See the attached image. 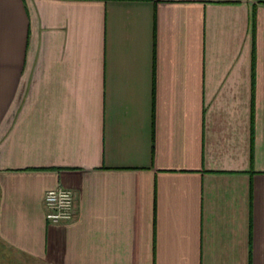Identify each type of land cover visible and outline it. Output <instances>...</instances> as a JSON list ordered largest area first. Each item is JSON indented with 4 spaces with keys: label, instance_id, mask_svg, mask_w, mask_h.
I'll use <instances>...</instances> for the list:
<instances>
[{
    "label": "crops",
    "instance_id": "obj_1",
    "mask_svg": "<svg viewBox=\"0 0 264 264\" xmlns=\"http://www.w3.org/2000/svg\"><path fill=\"white\" fill-rule=\"evenodd\" d=\"M0 264H264V0H0Z\"/></svg>",
    "mask_w": 264,
    "mask_h": 264
},
{
    "label": "built area",
    "instance_id": "obj_2",
    "mask_svg": "<svg viewBox=\"0 0 264 264\" xmlns=\"http://www.w3.org/2000/svg\"><path fill=\"white\" fill-rule=\"evenodd\" d=\"M46 217L50 223L69 222L75 217L76 197L74 191L63 186L49 189L44 198Z\"/></svg>",
    "mask_w": 264,
    "mask_h": 264
}]
</instances>
